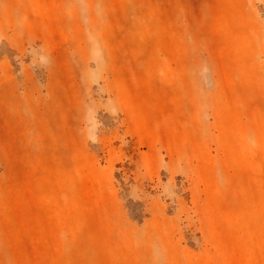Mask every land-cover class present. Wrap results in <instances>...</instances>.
I'll return each instance as SVG.
<instances>
[{"label":"rangeland","instance_id":"rangeland-1","mask_svg":"<svg viewBox=\"0 0 264 264\" xmlns=\"http://www.w3.org/2000/svg\"><path fill=\"white\" fill-rule=\"evenodd\" d=\"M0 264H264V0H0Z\"/></svg>","mask_w":264,"mask_h":264}]
</instances>
